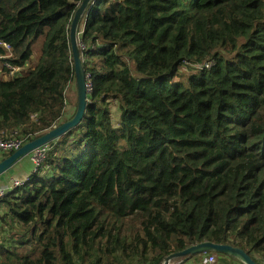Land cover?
<instances>
[{"label":"trees","instance_id":"16d2710c","mask_svg":"<svg viewBox=\"0 0 264 264\" xmlns=\"http://www.w3.org/2000/svg\"><path fill=\"white\" fill-rule=\"evenodd\" d=\"M81 2L0 0V69L22 68L0 79V135L74 116ZM83 18L84 117L0 200V264H162L202 242L264 264V0H94Z\"/></svg>","mask_w":264,"mask_h":264},{"label":"water","instance_id":"95a60500","mask_svg":"<svg viewBox=\"0 0 264 264\" xmlns=\"http://www.w3.org/2000/svg\"><path fill=\"white\" fill-rule=\"evenodd\" d=\"M94 0H82L78 5L69 26V44L73 57L74 76L76 85L77 104L74 116L61 123L59 126L49 130L41 137L22 145L17 151L7 155L0 161V178L8 181L7 173L12 170L20 161L29 157L35 150L48 146V144L59 139L63 134L81 123L88 101V93L86 89V75L81 64L79 53V43L77 39V28L84 14L88 15L90 7ZM215 253L221 256L233 258L241 264H257L242 249L231 247L228 245H217L211 242H202L192 245L182 251L173 253L166 257L162 264H170L173 260L186 256H197L203 253Z\"/></svg>","mask_w":264,"mask_h":264},{"label":"built area","instance_id":"2783aa9c","mask_svg":"<svg viewBox=\"0 0 264 264\" xmlns=\"http://www.w3.org/2000/svg\"><path fill=\"white\" fill-rule=\"evenodd\" d=\"M0 47H2L8 54L6 57H3L2 59L4 58L9 59L11 57V53H10L11 47L8 44L3 43V42H0ZM4 66H5L4 69H0V79L2 80H8L9 78H15L22 71V68L12 66L10 63H6ZM23 67H28V64H25ZM206 68H208V65H206ZM86 89H87V93L89 94L91 91V85L87 77H86ZM22 145H24V142L22 138L18 137L17 133L0 135V160L2 159L3 156L10 155L13 152L17 151L19 148L22 147ZM48 150H49L48 147L44 146V147H41L35 150L29 156L30 162L32 163L34 167L33 173L37 169L42 167V163L47 155ZM2 180L4 181L3 178H0V200L3 199L7 193L13 191L16 188L21 187L23 183H26L28 181L27 180L25 182H20V181L12 180L10 181V184L3 185ZM228 261H230V258L226 256L221 257V255H218L215 253H210V254L203 253V254L197 255V257L194 260V264H220V262L221 264H223ZM170 264H174V263H170Z\"/></svg>","mask_w":264,"mask_h":264},{"label":"rangeland","instance_id":"374dc122","mask_svg":"<svg viewBox=\"0 0 264 264\" xmlns=\"http://www.w3.org/2000/svg\"><path fill=\"white\" fill-rule=\"evenodd\" d=\"M35 56H36V51L34 50L33 58H35ZM66 104H67L68 110L66 111V114H65L66 116L64 117L65 119H67L68 116H70L75 111V109H76L77 97H76V85H75V82L71 83L69 85L67 91H66ZM112 112L115 113V110H112ZM28 158L29 157H26L25 159H23L22 160V164L26 165V167H27L28 170L30 168V170L32 169V171H33V168H34V167L32 168L33 165L31 166V164H29V167L27 165ZM5 212H7L6 209L4 207H2L0 209V230H4V233H2L0 231V237H1V240H4L5 242H9V241H11V236H12V234L10 232V227H9L8 224H6V222H2L1 221V218H4V217L6 218V216H5L6 213ZM14 228L17 229L18 226L17 225H14ZM17 237L18 236H16V238L13 237V241H16L17 240ZM230 260H235V259L230 258ZM220 264H221V262H220Z\"/></svg>","mask_w":264,"mask_h":264},{"label":"crops","instance_id":"0c3cea01","mask_svg":"<svg viewBox=\"0 0 264 264\" xmlns=\"http://www.w3.org/2000/svg\"><path fill=\"white\" fill-rule=\"evenodd\" d=\"M84 22H85V18H83L82 20H80V23H79L78 28H77V39H78V43H79V36L81 35ZM35 59H36V56H35L34 60ZM67 110H68V108L66 107L65 114H66V111ZM29 164H31V166H32V163H30V159L28 158V163H27L28 167H29ZM32 168H33V166H32ZM31 174H33L32 169L30 170V168H29V170H28L27 167H26V165L22 164V161H20L12 170H10L6 174L9 181L6 182V181H3L2 180V184L3 185H8V184H10V181H12V180H16V181H20V182H25V181H27L30 178ZM1 208L2 207H0V209ZM194 260L193 261L192 260L189 261L187 264H194ZM224 264H239V263L236 260H230L228 262H225Z\"/></svg>","mask_w":264,"mask_h":264}]
</instances>
